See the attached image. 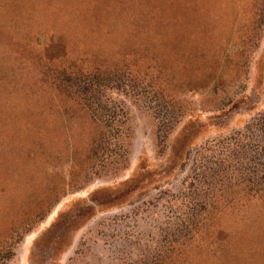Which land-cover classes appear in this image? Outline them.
<instances>
[{
	"label": "rangeland",
	"instance_id": "rangeland-1",
	"mask_svg": "<svg viewBox=\"0 0 264 264\" xmlns=\"http://www.w3.org/2000/svg\"><path fill=\"white\" fill-rule=\"evenodd\" d=\"M0 84V264H264V0H0Z\"/></svg>",
	"mask_w": 264,
	"mask_h": 264
},
{
	"label": "trees",
	"instance_id": "trees-1",
	"mask_svg": "<svg viewBox=\"0 0 264 264\" xmlns=\"http://www.w3.org/2000/svg\"><path fill=\"white\" fill-rule=\"evenodd\" d=\"M7 88H5L4 86H2V84H0V100L3 101V96L4 94H2L3 91H6ZM11 92V91H9ZM23 100H25V98L22 97ZM22 102V101H21ZM26 107L21 110V114H27L28 113V105H30L31 103H29L28 101H26ZM5 103H8V106L7 107H10L8 111V113H14V112H11L12 110H15L16 108V105L15 104H12V102H9L8 99L5 100ZM19 109V108H18ZM18 109L15 111V116H18L19 117V114H17L16 112L18 111ZM6 113V114H8Z\"/></svg>",
	"mask_w": 264,
	"mask_h": 264
}]
</instances>
